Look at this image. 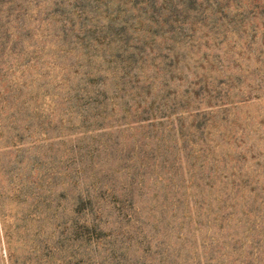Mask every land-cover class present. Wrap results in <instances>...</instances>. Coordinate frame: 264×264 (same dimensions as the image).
Returning a JSON list of instances; mask_svg holds the SVG:
<instances>
[{
  "label": "rangeland",
  "instance_id": "obj_1",
  "mask_svg": "<svg viewBox=\"0 0 264 264\" xmlns=\"http://www.w3.org/2000/svg\"><path fill=\"white\" fill-rule=\"evenodd\" d=\"M2 1L0 264H264V22Z\"/></svg>",
  "mask_w": 264,
  "mask_h": 264
},
{
  "label": "trees",
  "instance_id": "obj_2",
  "mask_svg": "<svg viewBox=\"0 0 264 264\" xmlns=\"http://www.w3.org/2000/svg\"><path fill=\"white\" fill-rule=\"evenodd\" d=\"M123 6L128 5L131 1L134 2L132 5L133 10L138 14L144 12L149 16L150 22L154 24L156 28H161L163 25L170 24L172 31H168L167 37H161L164 42H169L167 47L171 52L172 63H179L178 54L175 51L183 49V43L179 46V42L184 40L186 43L184 46L190 47L187 43H190L192 35L187 34L189 32L194 33L196 28L199 26L200 29L208 28L209 30L218 31L222 26H227L228 20L226 18L230 15L231 19L235 22L236 19H240L238 22V29L242 28V22L246 18H252L253 21L264 22V0H115ZM130 5V6H131ZM4 9L5 15L8 18L11 17V7L6 8L2 0H0V12ZM145 10V11H143ZM3 13V12H2ZM168 16L165 20H161L160 16ZM195 16L197 21H189L190 16ZM160 19V20H159ZM256 19V20H255ZM63 22L66 19L63 18ZM231 22V21H229ZM198 28V30H199ZM223 30V29H222ZM176 31V32H175ZM226 31V30H225ZM224 31V32H225ZM217 33V32H216ZM14 32H10L6 37H11ZM155 36V35H153ZM13 39V38H12ZM191 45V44H190ZM82 50H85L84 45L81 43ZM13 44L7 50L12 51ZM180 51V50H179ZM140 52V51H139ZM89 57L88 55H85ZM89 59V58H87ZM209 65V63H205ZM201 67V66H200ZM203 68V67H201ZM211 69V68H210ZM88 86V85H87ZM95 230V227H93ZM94 232V231H93ZM113 255V251L108 253Z\"/></svg>",
  "mask_w": 264,
  "mask_h": 264
}]
</instances>
